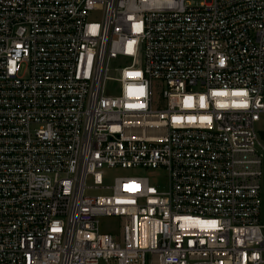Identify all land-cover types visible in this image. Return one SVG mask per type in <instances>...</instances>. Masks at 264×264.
<instances>
[{"label":"built area","instance_id":"built-area-1","mask_svg":"<svg viewBox=\"0 0 264 264\" xmlns=\"http://www.w3.org/2000/svg\"><path fill=\"white\" fill-rule=\"evenodd\" d=\"M260 122L264 0H0V264H264Z\"/></svg>","mask_w":264,"mask_h":264},{"label":"rangeland","instance_id":"rangeland-1","mask_svg":"<svg viewBox=\"0 0 264 264\" xmlns=\"http://www.w3.org/2000/svg\"><path fill=\"white\" fill-rule=\"evenodd\" d=\"M257 129H264V122H260L258 125H256ZM139 173V174H144L147 175L149 177H151V179L153 180V182H156L157 179L160 178V181H163L165 179V174L162 171L157 172L158 175H155L154 172V176H152V171L149 169H120L117 168L116 170L111 171L112 174H127V173ZM87 184H90V179L87 180ZM104 184H109L108 183H104ZM91 193L94 194H102L105 193L103 190H97V191H92ZM119 225V221L118 219L115 218H106L102 221V228L109 230V231H113L116 232L117 230V226Z\"/></svg>","mask_w":264,"mask_h":264},{"label":"snow or ice","instance_id":"snow-or-ice-1","mask_svg":"<svg viewBox=\"0 0 264 264\" xmlns=\"http://www.w3.org/2000/svg\"><path fill=\"white\" fill-rule=\"evenodd\" d=\"M136 28L139 29V25H136ZM221 64H223V61H221ZM136 75H139V74H136ZM213 95L220 96V95H225V93H223V92H215V93H213ZM233 95H240V96H242V95H246V93H243V92H234ZM202 100H203V98H202ZM190 106L191 105L186 104V107H190ZM201 106L203 107V102L201 103ZM235 106L236 107H242L243 108V107H247V104L241 103V104H237ZM220 107H224V105H220ZM189 119L191 120V118H189ZM202 119L203 120H207L208 118L207 117H204ZM212 223H213V226H214V222H212Z\"/></svg>","mask_w":264,"mask_h":264}]
</instances>
